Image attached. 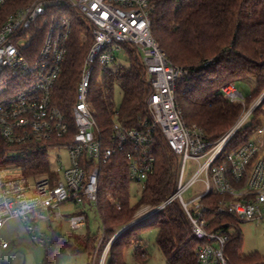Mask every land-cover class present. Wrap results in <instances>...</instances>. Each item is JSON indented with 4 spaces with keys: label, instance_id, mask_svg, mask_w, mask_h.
<instances>
[{
    "label": "built area",
    "instance_id": "1",
    "mask_svg": "<svg viewBox=\"0 0 264 264\" xmlns=\"http://www.w3.org/2000/svg\"><path fill=\"white\" fill-rule=\"evenodd\" d=\"M18 1L20 4L13 6ZM162 0H0V136L9 146L58 144L69 136L70 124L52 102L74 29L81 19L91 43L76 83L71 119L75 133L65 145L66 166L51 168L49 175L25 177L23 167H0V230L10 219H19L39 245L48 242L39 222H60L58 208L66 203L86 205L96 212L102 168L116 157L126 165L129 180L144 188L156 166L155 148L165 143L178 161L172 195L160 206L141 211L103 243L97 264H105L114 238L135 225H144L171 203H177L188 222L198 264H229L225 254L228 229H209V214L230 216L236 223L264 220V115L256 119L250 139L236 148L227 146L264 104L262 93L249 107L234 83L221 88L230 103L242 112L218 140L209 141L203 130L187 126L177 100V87L191 77L187 68L173 65L151 32V16ZM86 37V36H85ZM129 46L141 56L148 93L145 115L128 127L119 112L104 131L99 128L90 103V87L96 70L117 63L116 54ZM207 64V63H206ZM204 64V65H206ZM196 165L186 179V164ZM199 184L188 201L183 194ZM218 196L214 205L203 201ZM118 210L119 203L112 200ZM84 212L70 216L71 229L85 227ZM9 243H0L5 250Z\"/></svg>",
    "mask_w": 264,
    "mask_h": 264
},
{
    "label": "trees",
    "instance_id": "2",
    "mask_svg": "<svg viewBox=\"0 0 264 264\" xmlns=\"http://www.w3.org/2000/svg\"><path fill=\"white\" fill-rule=\"evenodd\" d=\"M18 4L15 1L12 5ZM73 24L72 41L52 97L53 104L70 124L69 136L58 144L30 146L29 150L9 146L0 136V167L21 166L25 177L49 175L52 180L57 179L47 153L55 146L67 144L75 133L70 111L82 62L89 48L88 43L81 44L79 40L81 33L90 37L88 28L81 19L74 18ZM151 32L169 61L191 72L188 81L177 87V100L185 124L201 128L207 140H218L242 112L239 103H230L223 98L220 91L223 86L253 78L255 88L251 99L246 102L264 91V0H162L151 16ZM89 40L91 43V37ZM123 50L125 64L98 68L90 87L94 119L106 132L113 122V91L116 87L122 92L118 112L126 126L132 127L145 115L148 87L141 56L127 45ZM259 110H264V104L236 134L228 148H236L250 139L257 128L255 116ZM155 157V170L145 181L137 201L132 200V182L123 159L116 157L103 166L96 213L102 222L104 244L132 221L139 208L160 206L172 195L178 161L162 141L156 144ZM218 199V196H212L203 202L212 206ZM112 200L119 203L120 210ZM208 216L209 229H229L238 224L230 216ZM149 226L157 229L156 245L166 264H198L194 251L199 243L191 238L188 222L177 203L164 207L147 225L133 226L122 232L112 242L105 264H126L123 251L132 244L137 245L134 264H146L148 255L140 246L139 232ZM84 228L88 229V217ZM99 237L87 235L70 244L67 236L55 232L44 264H49L55 255L66 252L86 253L91 257L95 254ZM225 254L229 264H264L257 256L242 255L241 235L237 229L235 234H230Z\"/></svg>",
    "mask_w": 264,
    "mask_h": 264
},
{
    "label": "rangeland",
    "instance_id": "3",
    "mask_svg": "<svg viewBox=\"0 0 264 264\" xmlns=\"http://www.w3.org/2000/svg\"><path fill=\"white\" fill-rule=\"evenodd\" d=\"M11 9H7L4 14L0 15V22L6 16ZM84 33L79 35V40L81 44L88 43L90 45V37ZM117 63L125 64V53L124 50L116 54ZM100 81V80H98ZM234 86L236 90L242 95L245 100L251 99V94L255 88V80L250 78L249 80H236ZM264 91L261 92V94ZM261 94H259L255 99L246 102V107H249ZM122 101V92L116 87L113 91V109L118 111ZM92 107V105H91ZM93 109V107H92ZM94 111V109H93ZM261 115H264V110H259L258 114L255 116L258 119ZM48 159L51 165V168H58L60 166L59 159L66 166L67 163V150L62 149H49L48 150ZM196 165L186 164L185 173L186 179L193 173L196 169ZM175 183V182H174ZM142 186L140 184H131V197L133 201H137L140 198L142 192ZM199 190V184H195L189 188L184 194L183 199L185 201L193 198ZM147 208H154L149 206H142L138 209L136 214L133 216L132 221L138 218L139 214L143 213ZM61 215L60 222L56 221H42L39 222V228L44 234V238L48 239V242L43 245L32 239V236L26 231V228L23 226L19 219H10L8 220L0 230V243L6 242L9 243V247L5 250L0 249V264H44L45 256L47 251L50 249V245L53 239V234L55 232L60 233L64 237L67 236L68 242L70 244L74 243L77 238L80 240L88 236H98L102 232V222L100 216L89 209L86 205H75L72 202H66L62 204L58 210ZM79 212H84L88 217V229H71L69 226L68 219L70 216L78 214ZM131 221V222H132ZM130 222V223H131ZM148 223V222H147ZM144 225H147L144 223ZM142 226V225H135ZM121 229V228H120ZM119 229V230H120ZM236 229L240 232L241 235V253L244 256H257L264 261V220L260 221H251L238 223L234 228L231 227L228 229L229 234H235ZM118 231V230H117ZM156 234L157 229L153 226L147 227L145 230L139 232L141 237V248L147 253V262L146 264H166V260L163 257L162 253L156 245ZM101 245L98 249L95 250V254L91 257L86 253H75L71 254L69 252L61 253L55 255L49 264H97V260L100 256V251L102 249ZM136 244H132L130 247H127L123 251V259L126 264H134V252Z\"/></svg>",
    "mask_w": 264,
    "mask_h": 264
},
{
    "label": "water",
    "instance_id": "4",
    "mask_svg": "<svg viewBox=\"0 0 264 264\" xmlns=\"http://www.w3.org/2000/svg\"><path fill=\"white\" fill-rule=\"evenodd\" d=\"M121 233H122V232H120L115 238H117ZM115 238H114V240H115ZM114 240H113V241H114Z\"/></svg>",
    "mask_w": 264,
    "mask_h": 264
}]
</instances>
